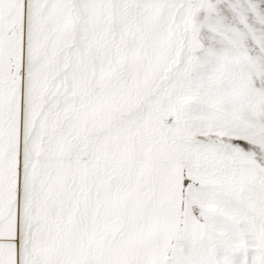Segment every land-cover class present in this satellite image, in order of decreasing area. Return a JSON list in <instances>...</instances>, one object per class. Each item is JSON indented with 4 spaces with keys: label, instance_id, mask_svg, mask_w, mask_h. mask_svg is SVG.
I'll use <instances>...</instances> for the list:
<instances>
[{
    "label": "snow or ice",
    "instance_id": "obj_1",
    "mask_svg": "<svg viewBox=\"0 0 264 264\" xmlns=\"http://www.w3.org/2000/svg\"><path fill=\"white\" fill-rule=\"evenodd\" d=\"M0 264H264V0H0Z\"/></svg>",
    "mask_w": 264,
    "mask_h": 264
}]
</instances>
